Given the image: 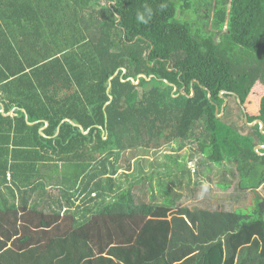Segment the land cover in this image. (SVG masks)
Here are the masks:
<instances>
[{
	"label": "trees",
	"instance_id": "16d2710c",
	"mask_svg": "<svg viewBox=\"0 0 264 264\" xmlns=\"http://www.w3.org/2000/svg\"><path fill=\"white\" fill-rule=\"evenodd\" d=\"M239 98L264 122V0H0V264H264V200L177 205L169 168L118 179L123 152L180 139L257 191Z\"/></svg>",
	"mask_w": 264,
	"mask_h": 264
},
{
	"label": "rangeland",
	"instance_id": "374dc122",
	"mask_svg": "<svg viewBox=\"0 0 264 264\" xmlns=\"http://www.w3.org/2000/svg\"><path fill=\"white\" fill-rule=\"evenodd\" d=\"M230 110L234 116L240 113V108L236 102L231 103ZM253 127L248 125L246 132H255ZM167 154H180V156L185 157L182 159L184 162H181V166L186 167L188 164V168L191 169V181L188 185L185 182L186 184L182 189V199L188 200L189 204H198L208 208H217L222 205L227 209L235 208L234 211L248 214L253 211L260 201L264 200V185H261L255 191L250 186L251 184L245 185L240 182L241 179L238 173L236 175L227 173L230 185L225 187L226 168L219 167L210 162L199 150L196 141L182 143L178 139L164 145L160 149L138 147L125 151L121 154L118 161V165L122 169L121 174H123L118 179L126 186L130 182L140 183L142 178L152 170H166V168L168 170V167L165 165H161V168L155 167L165 162L162 157ZM128 162L130 165L125 166ZM131 164L132 166L133 164L135 165L134 171L126 175L123 170L129 168ZM233 168L236 167L233 166ZM147 169L149 170L147 171Z\"/></svg>",
	"mask_w": 264,
	"mask_h": 264
},
{
	"label": "crops",
	"instance_id": "0c3cea01",
	"mask_svg": "<svg viewBox=\"0 0 264 264\" xmlns=\"http://www.w3.org/2000/svg\"><path fill=\"white\" fill-rule=\"evenodd\" d=\"M162 158L165 160V162L160 163L155 167L161 168V165H165L166 167H168L170 169V172L171 173L173 172V173H172V176L170 178H167V181L169 182L170 185H172V187L175 190H177V191L180 190L182 192L183 188L182 189L179 188L177 183L174 182V180H176L175 175H177L178 171L181 170V173H182V169H184V166H181V162H184L182 160V159H184V157L180 156V154H167V155H164ZM169 160H171V161H169ZM148 164H150V163H148ZM134 166H135L134 164H133V166L131 165L130 173H132L134 171ZM121 170L119 171V174H121V172H122ZM148 170L149 169H147V171ZM173 182L175 184H173ZM159 183H160V180L156 176V178L154 179V190L156 193H159V191H160V188L158 186ZM150 189L152 190V188H150ZM147 200L150 202L156 203V204H163L165 202V197L156 198V199L148 198ZM175 204H177V205H191L192 207H193V205H198V204H189L188 200H184V199H182V197L177 198ZM205 208H208V207H205Z\"/></svg>",
	"mask_w": 264,
	"mask_h": 264
},
{
	"label": "water",
	"instance_id": "95a60500",
	"mask_svg": "<svg viewBox=\"0 0 264 264\" xmlns=\"http://www.w3.org/2000/svg\"><path fill=\"white\" fill-rule=\"evenodd\" d=\"M184 93H185V91H184ZM224 91L222 92V94H223V96H225L224 95ZM233 93V92H232ZM210 96H211V92H210V94H209ZM239 102H240V104H242V106H243V103L241 102V99L239 98ZM227 104V98H226V101H225V103H224V105L222 106V112L224 113L225 112V105ZM219 109H220V107L218 106L217 107V112H219ZM243 109H244V113H245V122H246V124L247 125H251V126H255L256 124H260V127H261V129H262V131L264 132V122H263V120L262 119H256L255 121H253V122H250L249 121V117H248V113H247V109L243 106ZM11 114H13L12 112H10ZM9 113V114H10ZM222 115V114H221ZM220 115V116H221ZM88 132V131H87ZM86 132V133H87ZM260 148H264V144H259V145H257L256 146V150H259Z\"/></svg>",
	"mask_w": 264,
	"mask_h": 264
},
{
	"label": "clouds",
	"instance_id": "9594fccd",
	"mask_svg": "<svg viewBox=\"0 0 264 264\" xmlns=\"http://www.w3.org/2000/svg\"><path fill=\"white\" fill-rule=\"evenodd\" d=\"M138 20H140L141 22H144V23L147 22V21L145 20V18H144L143 15H139V16H138Z\"/></svg>",
	"mask_w": 264,
	"mask_h": 264
}]
</instances>
